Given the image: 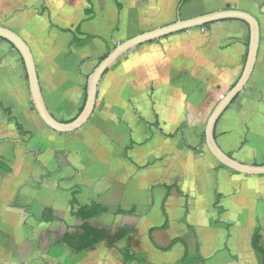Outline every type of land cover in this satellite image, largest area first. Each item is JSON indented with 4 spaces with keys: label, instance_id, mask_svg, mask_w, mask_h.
Returning a JSON list of instances; mask_svg holds the SVG:
<instances>
[{
    "label": "crops",
    "instance_id": "1",
    "mask_svg": "<svg viewBox=\"0 0 264 264\" xmlns=\"http://www.w3.org/2000/svg\"><path fill=\"white\" fill-rule=\"evenodd\" d=\"M170 1L150 5L144 21L148 26L141 32L182 15ZM90 2L0 0V25L19 33L31 47L52 113L49 97L64 105L79 94L83 106L89 74L81 64L89 60L79 59L127 23L120 0ZM216 2L211 9L183 18L228 6L248 11L259 20L261 45L255 70L217 122L215 137L235 159L264 164V0ZM117 26L120 30L115 32ZM88 35L93 36L89 41ZM75 38L85 45L75 43ZM249 39V26L243 21L213 22L140 45L103 77L88 122L98 123L101 131H121L119 208L134 213L115 214L134 220L127 225L132 231L121 238L127 241L124 251L105 237L76 253L64 239L83 223L71 214L73 195L81 205L94 198L104 203L97 195L79 199L80 173L71 157L70 168L64 170L57 153L70 138L40 118L23 59L0 38V104L9 110H0V264H177L186 253L183 264H263L252 242L259 230L264 247V175L225 167L205 140L208 118L220 96L243 72ZM71 45L82 50L70 51ZM130 193L133 201L126 200ZM48 208L52 213L45 211ZM157 211L162 213L159 219H148ZM145 238L153 248L138 249L131 242ZM174 239L181 241L170 250L161 249ZM126 249L135 255L133 261L125 259Z\"/></svg>",
    "mask_w": 264,
    "mask_h": 264
},
{
    "label": "rangeland",
    "instance_id": "2",
    "mask_svg": "<svg viewBox=\"0 0 264 264\" xmlns=\"http://www.w3.org/2000/svg\"><path fill=\"white\" fill-rule=\"evenodd\" d=\"M120 1L124 6V15L125 13L128 14L127 23L122 24L120 32L113 34L111 37L109 36L110 38L108 42H101L98 46H93L90 50L88 49L89 51L87 55L82 56V59H79V62L85 58L89 60V62L84 63L83 65L81 64L85 74H90L98 64L99 57L109 52L116 44L131 36L141 33L140 29L148 26L144 23V21L148 17L146 15H149L151 4L156 3L159 6H165L167 4L170 5L171 3L170 0ZM72 2L80 5L82 0H72ZM98 3L99 6L105 5V2ZM179 3L180 0L172 1V9L175 12L178 10ZM216 4V0H190L181 9V17H185L183 14L187 15L190 12L197 13L207 8L211 9V7H214ZM212 11L217 10H211V12ZM57 12H59L58 8ZM207 12H210V10ZM133 18L138 20V23L140 22V24L136 25ZM149 19L153 22L157 20L155 17H149ZM176 19L177 16L172 17L171 21H175ZM69 23L71 24L72 22ZM69 50H75V53H79L82 49L77 48L76 45H71L69 46ZM118 63H116L112 69L117 66ZM48 102L53 113L65 121H69L73 118L82 106V100L79 94H73L71 96V101L65 103L64 105H61L59 101L50 97L48 98ZM97 124L88 122L78 131L73 133H63L66 134L70 140L65 143V149L58 153V156L64 170L70 168L69 160H67V158L71 157L73 159V166H75L74 169L76 172L80 173L76 186L82 191L78 194L81 201L86 200L88 197H94L97 195L104 204L110 207L108 213L101 216L99 219L91 220V222L96 229L103 232L110 244L121 249L122 252L124 251L127 241L125 242L124 240H121V238L124 237V233L132 231V229L127 227V225L128 223L133 222L134 217L115 214L116 210L121 207V146H123V144H121V131H119V133L108 131L107 129L101 131L99 125ZM78 136H80L79 139H77ZM125 196L126 200L133 201L132 193L128 196L130 197L129 199H127V195ZM161 215V211H157L155 217L148 216V219L155 221V219H159ZM138 240H131L132 244H134V246L138 249L153 248L147 238H145V240ZM178 251L179 250H176V252Z\"/></svg>",
    "mask_w": 264,
    "mask_h": 264
},
{
    "label": "water",
    "instance_id": "3",
    "mask_svg": "<svg viewBox=\"0 0 264 264\" xmlns=\"http://www.w3.org/2000/svg\"><path fill=\"white\" fill-rule=\"evenodd\" d=\"M179 13L180 9H178V15ZM229 19L243 21L249 26L248 53L240 78L219 100L208 118L205 129L206 145L211 154L225 167L246 175H264V164L244 163L235 159L219 146L215 137L217 122L245 89L257 64L261 45V27L258 18L252 13L228 6L226 9L188 18H183L179 15L172 23L143 31L116 44L88 75L84 107L72 121H62L50 111L41 88L34 54L26 40L19 33L3 25H0V38L10 42L21 55L28 77L31 99L40 118L50 129L59 133H70L79 130L91 119L96 108L99 88L104 74L125 54L145 43L182 31L202 27L209 23Z\"/></svg>",
    "mask_w": 264,
    "mask_h": 264
},
{
    "label": "trees",
    "instance_id": "4",
    "mask_svg": "<svg viewBox=\"0 0 264 264\" xmlns=\"http://www.w3.org/2000/svg\"><path fill=\"white\" fill-rule=\"evenodd\" d=\"M190 0H180V3L178 5V9H181L184 7V5ZM90 2V0H89ZM91 3V2H90ZM121 9L123 8L122 5H120ZM211 24V23H209ZM209 24H206L202 27L208 26ZM120 30L119 26H117L115 28V32H118ZM63 31L65 32H73L70 29H63ZM78 31V29H77ZM187 31V30H186ZM183 32V31H182ZM74 33V32H73ZM87 40H91L93 38V36L88 35L87 36ZM75 43H77L78 45L82 46L85 45V42L76 40L75 38ZM109 52H107L106 54H104L103 56H101L99 58V62L108 54ZM110 71L107 70L106 73L104 74V76ZM103 76V77H104ZM88 77V76H87ZM103 80V78H102ZM101 80V82H102ZM86 100V99H85ZM85 104V102H84ZM84 104L82 106V108L80 109L78 115L80 114V112L82 111ZM0 110L6 113H9V110L4 108V106L2 104H0ZM77 115V116H78ZM76 118V117H75ZM75 118L69 120L72 121ZM18 128L20 133H24L23 128L21 127L20 124H18ZM2 143V142H0ZM60 153V152H57ZM45 211H47V213H52L51 209H46ZM109 211V207L102 204L101 201L97 198H94L91 201V204L88 205H81L79 204L77 198L75 197V195H73L72 199H71V214L77 217H80L83 220V223L77 228L76 231L68 233L65 236V243L67 244V246L72 249L73 251H75L76 253H80L83 251H86L90 248L95 247L102 239L105 238L104 234H102V232H99L91 223V220L96 219L97 217H99L102 214H105ZM117 214H121V213H134L132 210L131 211H125L122 210L121 208L117 209L116 211ZM43 216H45V214H43ZM46 218V216H45ZM261 238L262 235L260 234L259 230L255 233L254 237H253V248L254 250L259 253L262 256V263L264 264V247L261 244ZM179 241H181L180 239H174L171 244L167 247H161V249L163 250H170L176 243H178ZM184 242V241H183ZM185 245L187 246L186 242H184ZM124 256L125 259L127 261H133L135 259V255L133 253L130 252L129 249H126L124 252ZM187 257V253L186 255L177 263V264H183L186 260Z\"/></svg>",
    "mask_w": 264,
    "mask_h": 264
},
{
    "label": "built area",
    "instance_id": "5",
    "mask_svg": "<svg viewBox=\"0 0 264 264\" xmlns=\"http://www.w3.org/2000/svg\"><path fill=\"white\" fill-rule=\"evenodd\" d=\"M223 96H224V94H222V95L220 96V98H223Z\"/></svg>",
    "mask_w": 264,
    "mask_h": 264
}]
</instances>
